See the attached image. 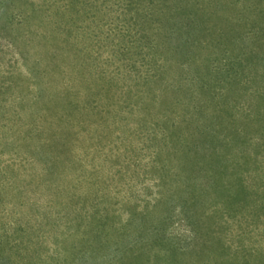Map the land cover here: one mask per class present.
Instances as JSON below:
<instances>
[{"label": "rangeland", "instance_id": "374dc122", "mask_svg": "<svg viewBox=\"0 0 264 264\" xmlns=\"http://www.w3.org/2000/svg\"><path fill=\"white\" fill-rule=\"evenodd\" d=\"M0 264H264V0H0Z\"/></svg>", "mask_w": 264, "mask_h": 264}, {"label": "trees", "instance_id": "16d2710c", "mask_svg": "<svg viewBox=\"0 0 264 264\" xmlns=\"http://www.w3.org/2000/svg\"><path fill=\"white\" fill-rule=\"evenodd\" d=\"M74 2H75V0H74ZM137 8H138V7H137ZM65 9H66V7L63 8V11H65ZM70 22H72V18L70 19V21L67 20V21H65L64 23L69 25ZM142 26H143V25H142ZM64 32L67 33L66 31H64Z\"/></svg>", "mask_w": 264, "mask_h": 264}]
</instances>
